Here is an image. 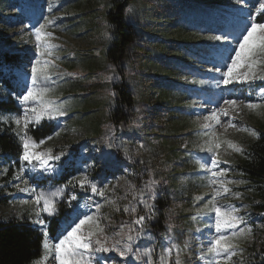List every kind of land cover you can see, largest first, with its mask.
Segmentation results:
<instances>
[{
    "label": "rangeland",
    "instance_id": "rangeland-1",
    "mask_svg": "<svg viewBox=\"0 0 264 264\" xmlns=\"http://www.w3.org/2000/svg\"><path fill=\"white\" fill-rule=\"evenodd\" d=\"M102 2L103 0H0V47L11 48L18 55L12 66H3L2 69L10 72L9 78L16 88L18 98L27 90L31 65L38 56L33 29L44 23L45 17L53 20L47 31L54 33L53 43L59 45L55 56L59 59L55 60L56 67L52 71L60 73L59 76H53L56 81L54 95L64 103L66 110V115L62 117L44 119L54 120V129L47 136L52 139L43 138L45 143L38 149H52L53 154L57 155L61 151L65 153L59 160L50 161L57 171H33L31 165L22 162L19 156V167L14 176L8 183L0 185L3 194L10 198L4 212L23 215L43 232L44 226L37 221L44 220L47 228L56 230L54 236L48 235L49 243H55L66 234L65 229L78 216L82 218L83 215H90L96 212L95 204H102L104 207L99 215L102 217L101 225L105 228V233L101 239L106 237L105 247L111 250L95 252L93 264H143V261L137 260L132 254L120 257L113 245L123 248L125 241L121 237L126 236L130 227L134 229L133 235L139 231L141 226L133 225L132 221L148 209L132 200L136 192L132 191L129 185H135L138 192L143 188L144 182L138 183L137 180L146 181L151 175L159 181L155 193L161 190V196H170L168 222L171 227L182 219L191 226V230L181 244L172 229L171 233L168 232L169 225L165 229L167 234L163 231H150L147 226V222L151 220L150 214L142 226L145 235L134 241V248L152 246L155 249L154 259H158L163 249L169 246L165 237L171 236V243L180 245L182 249L185 242L188 243L182 253L184 264H202L200 252L206 249L215 232L212 227L213 214L192 219L196 215V209L202 208L211 198L212 192V188L208 186L207 174L199 170L194 162L197 157L210 155L200 152L197 147L205 139L202 136L204 130L200 127L204 123L203 117L217 107H226L223 105L225 99L237 100L239 108L230 110V116L235 117L233 123L236 127H228V117H222V124L216 126L215 131L222 140L234 141L241 147L253 138L243 129H255L258 133L264 117V108L254 111L245 107L246 102H257L261 99L257 92L259 88L264 87V81L257 80L251 84L234 82L219 86L213 83L221 79V73L214 69L221 67L227 49L233 47L232 44L217 41L213 37L224 34L236 36L244 28L250 13L255 12L258 0H246L244 4L240 3V0H224L222 6L210 14L199 13L197 5L190 7L182 4L180 0H170L172 6L165 11L170 22L168 33L163 35L162 46L153 49L150 63L140 62L135 52H131L129 56L128 67L134 66L144 75L152 77L149 81L145 80V83L129 78L132 92L140 100L141 97L147 98L148 103L145 112L137 114L138 118L126 132L114 130L107 124V108L113 95L109 84L117 75L113 66L103 58L111 30L101 17ZM149 4H152V0H136L129 10L138 14L143 11L142 6ZM256 18L259 22L260 14L257 13ZM148 35L147 38L153 42L160 40L159 35L153 37L152 31H149ZM201 81L209 83L202 84ZM150 85L153 86L152 91H149ZM162 90L171 92L174 97L187 94L185 101H181V105L186 102L184 108L187 118H179L183 111L179 106L172 125L177 129L182 126L185 128L173 138L167 134L176 133L177 130H171L172 127L169 126L164 127L161 123L166 120V114L170 110L168 103L157 101L159 91ZM17 104L22 115L25 106L19 99ZM18 131L20 129L17 127ZM187 132H190V135L182 137ZM178 137L186 141L179 143L175 140ZM19 142L22 154L20 139ZM109 143L113 146L109 147ZM125 148L128 155L125 154ZM221 156L229 161L228 165H221L230 168L228 177L237 181L230 187L233 192L241 193V196L237 198L226 194L218 198L217 202L238 208V214L244 218L240 227L251 228V234L247 238L237 241L239 249L231 264H251L253 250L262 237L264 221L252 213L250 201L246 197L249 194L243 187L244 183H240L243 181L242 176L232 166L240 153L227 150L225 146L221 149ZM8 163L6 157L0 158V173L4 174ZM82 174H87L99 187L107 185L106 196H98L90 189L81 188L79 184L67 183L69 179L80 177ZM191 181V199L184 200L183 192L186 191L187 194V184ZM56 187L63 188V196L57 198L56 213L49 215L40 212L37 216L42 204L37 205L34 202L35 193L31 189L47 192ZM25 188L29 191H24ZM73 196L74 200L71 199ZM200 196L203 199H194ZM144 198L152 203L153 199L147 194ZM106 200L115 201V204H105ZM130 202L136 208L135 213L123 211L124 206ZM117 206L119 211L116 210ZM122 223L123 229L120 227ZM177 228H180V225ZM43 256L44 250L33 264ZM45 264H56L54 254Z\"/></svg>",
    "mask_w": 264,
    "mask_h": 264
},
{
    "label": "snow or ice",
    "instance_id": "snow-or-ice-1",
    "mask_svg": "<svg viewBox=\"0 0 264 264\" xmlns=\"http://www.w3.org/2000/svg\"><path fill=\"white\" fill-rule=\"evenodd\" d=\"M240 3H246V0H240ZM257 13L260 14L259 22L256 18ZM44 20V23L33 29L38 56L31 65L30 83L27 85V90L18 98L20 103L25 106L23 113L19 116H0V121L10 119L20 129L17 135L23 147V152L20 155L22 162L31 165L33 171L54 173L57 169L50 161L59 160L65 153L61 151L58 155L53 154L52 149L40 151L38 149L45 143V140L41 139L37 142L28 135L30 125H38L45 118L55 119L66 115L64 103L54 95L56 81L53 76H59L60 73L53 72L52 69L56 67L55 60L59 59L55 56V50L59 45L53 43L54 33L47 31L48 26L53 24V20L48 17H45ZM213 39L233 45V47L227 49V55L224 56V63L221 67L214 69V71L221 73V79L213 82L216 86L229 85L234 82L251 84L257 80L264 81V0H258L255 12L250 13L244 28L236 36L224 34L215 36ZM106 78L111 79V77ZM201 83L209 82L201 81ZM257 96L261 98L259 101H248L245 103V107L254 111L264 108V87L259 88ZM29 104H31L30 107ZM223 105L226 107H217L203 117L204 123L200 127L204 130L202 136L205 139L197 147L200 152L210 155L197 157L194 160L199 170L207 174L208 186L212 188L211 198L202 208H197L196 215L192 217L193 220H196L198 217L213 214L214 223L212 227H214L215 232L206 249H203L202 246L203 250L200 252L202 264H231L237 249H239L237 241L245 239L251 234L250 227H240L244 223V218L238 214V208L231 204L221 205L217 202L218 198L226 194L234 195L237 198L241 196V193L233 192L230 187V185L237 183V181L228 177L230 168L221 166L229 164L228 160L222 158L221 149L226 146V149L232 152L244 153V149L239 144L231 140H222L215 131L216 126L222 124V117H228L226 121L228 127H236V124L233 123L235 117L230 116V110L239 108L237 100L225 99ZM243 130L258 138L255 129L244 128ZM56 135L58 136L59 132ZM46 139L51 140L52 137L49 136ZM108 146L112 147L113 145L109 143ZM124 151L128 155L126 148ZM129 158L131 157L129 156ZM21 171H23V164L21 165ZM67 183L79 184L81 188L90 189L92 193L101 197L106 196L108 189L107 185L99 187L88 178L87 174L73 177ZM240 183H243V181H240ZM158 184L159 181L150 175L144 181L143 188L138 192L135 185H129L131 190L136 192L132 200L143 204L151 212L154 204L144 197L147 194L151 199H154ZM17 187L19 186L17 185ZM23 190L29 191L28 188ZM31 191L35 193L34 202L37 205L42 204L37 216L40 212L49 215L56 213L57 198L63 196L62 187H56L47 192L43 190L37 192L35 189H31ZM71 199L74 200L75 197L73 196ZM194 199L199 201L203 197H195ZM105 204H115V201L106 200ZM102 207L104 205L97 203L95 204L96 212L83 215L82 218L78 216L65 229L66 234H63L55 243H49L48 232L46 231L47 225L44 220H38L37 222L44 226L43 235L45 239L43 241L44 256L36 264H45L53 254L56 264H93L95 252L111 250L105 247L106 237L101 239V236L105 233V228L101 225L102 217L99 215ZM116 210H120L119 206L116 207ZM123 211L135 213L136 208L130 202L129 205L124 206ZM148 218L144 215L136 216L132 223L141 226L139 231H136L133 235L134 229L130 227L126 236L121 237L125 241L123 248L113 245L119 256L127 257L132 254L137 260L143 261V264H184L182 253L188 247V243L185 242L184 249H182L180 245L171 243V236L165 237L169 242V246L163 249L158 259H154L155 249L152 246L134 248V241L145 235L142 226ZM120 227L123 229L124 224L122 223ZM168 232L171 233L170 224ZM148 239L153 238L148 237ZM240 250L242 251V249Z\"/></svg>",
    "mask_w": 264,
    "mask_h": 264
},
{
    "label": "trees",
    "instance_id": "trees-1",
    "mask_svg": "<svg viewBox=\"0 0 264 264\" xmlns=\"http://www.w3.org/2000/svg\"><path fill=\"white\" fill-rule=\"evenodd\" d=\"M136 0H103L102 2V20L108 24L111 30L109 44L103 52L104 60L111 64L115 70L117 78L113 79L109 87L114 95L111 96V103L107 108V124L122 132H126L132 122L138 118L139 113L143 114L148 99L141 97V100L131 90L129 78L145 83L152 76L144 75L141 70L134 66L128 67L131 52H135L138 60L142 63L149 64L154 54L153 49L162 46L163 35L167 34L169 21L165 11L170 9V0H152V4L142 6V12L133 14L129 10L130 5ZM182 4L198 7L199 13L210 14L217 7H221L224 0H180ZM97 5V4H96ZM151 24L152 26H147ZM152 27V28H150ZM153 32V37L159 35L157 42L149 40L148 32ZM160 42V43H159ZM164 42V41H163ZM164 50V48H163ZM18 55L11 48L3 49L0 47V116L11 117L19 116L21 110L17 104V92L14 84L9 78L10 72H5L2 67L12 66ZM156 72L155 69H150ZM149 71V70H148ZM131 81V80H130ZM138 85V84H137ZM139 87L142 85H138ZM149 91L153 86L150 85ZM144 87V86H143ZM167 90L159 91L158 102L169 104V112L166 114L165 121L161 123L165 126L172 127L171 130H177L176 133L167 134L171 138L176 137L185 127L177 129L172 125L179 106L183 108L179 115L180 119L187 118L185 101L187 94H181L174 97ZM162 96V98H161ZM140 119H143L140 117ZM54 129V120H42L38 125H30L28 135L38 141L47 137ZM187 132L182 137L189 136ZM175 138L179 143L186 140ZM189 143V142H185ZM184 143V144H185ZM242 148L244 153L232 163L243 179L244 189L248 192L250 209L253 214L260 216L264 221V117L259 127L258 138L253 137L248 140ZM21 154V144L17 135V125L10 119L0 121V158L6 157L9 160L4 174L0 173V185L8 183L14 176L19 167V156ZM116 157L120 158L117 153ZM147 169L145 168V171ZM138 183H143L141 179ZM193 181L187 184L186 191L183 192L184 200H190L192 194ZM166 191V190H165ZM163 191L158 190L152 200L154 208L151 212L148 210L143 214L149 216L151 220L147 222L150 231L155 233L163 231L170 224L168 221V209L170 196H161ZM9 196L3 194L0 186V264H33L43 253V241L45 239L43 231L34 226L25 217L18 214L10 215L4 212L9 203ZM179 219L176 224H172L171 229L177 235L179 242L182 244L186 234L191 230V226ZM185 223V224H182ZM180 225V228H177ZM48 235L54 236L56 230L52 227L46 229ZM251 264H264V226L262 237L253 250V260Z\"/></svg>",
    "mask_w": 264,
    "mask_h": 264
},
{
    "label": "bare ground",
    "instance_id": "bare-ground-1",
    "mask_svg": "<svg viewBox=\"0 0 264 264\" xmlns=\"http://www.w3.org/2000/svg\"><path fill=\"white\" fill-rule=\"evenodd\" d=\"M230 95H231V93H230ZM229 96V95H228Z\"/></svg>",
    "mask_w": 264,
    "mask_h": 264
}]
</instances>
